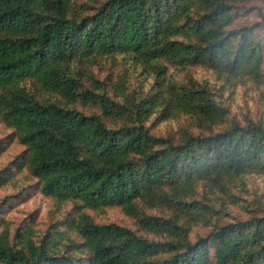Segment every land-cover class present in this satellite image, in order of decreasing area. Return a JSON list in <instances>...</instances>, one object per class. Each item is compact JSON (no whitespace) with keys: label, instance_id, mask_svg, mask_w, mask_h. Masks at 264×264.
I'll list each match as a JSON object with an SVG mask.
<instances>
[{"label":"trees","instance_id":"obj_1","mask_svg":"<svg viewBox=\"0 0 264 264\" xmlns=\"http://www.w3.org/2000/svg\"><path fill=\"white\" fill-rule=\"evenodd\" d=\"M251 1L0 0L15 168L80 208L41 239L0 211V264H264V193L250 185L264 178V115L236 120L220 94L264 96ZM14 176L1 170L0 188ZM81 204L133 224H98Z\"/></svg>","mask_w":264,"mask_h":264},{"label":"rangeland","instance_id":"obj_2","mask_svg":"<svg viewBox=\"0 0 264 264\" xmlns=\"http://www.w3.org/2000/svg\"><path fill=\"white\" fill-rule=\"evenodd\" d=\"M249 19L252 22L264 20V5L259 0H253L247 5ZM99 75L101 72H107L108 65L95 67ZM118 69V68H116ZM197 77L200 80L211 79V74L204 69L197 70ZM222 100L229 107L231 117L243 121L246 118L264 115V96L261 91L238 88L237 94L229 96L227 93L220 92ZM11 129L6 128L0 122V147L6 146V151L0 157V171L6 168L14 170V179L7 185L0 188V211L6 225L21 229L30 227L34 231V237L41 239L45 233L56 224L62 221L63 227L77 215L78 208L74 204L66 203L60 205L55 199L46 197L39 192L34 179L24 168L18 170L14 162L22 155L25 147L11 137ZM12 144L8 146V143ZM251 187L264 193V178L252 177ZM81 210L93 218L98 224L115 223L131 226L133 220L125 214L121 208H108L101 211H94L83 207ZM69 215V219L65 220Z\"/></svg>","mask_w":264,"mask_h":264}]
</instances>
